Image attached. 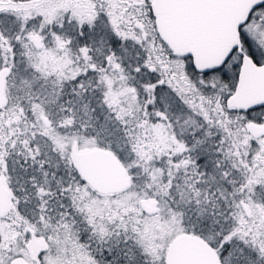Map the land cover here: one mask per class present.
Returning a JSON list of instances; mask_svg holds the SVG:
<instances>
[{"label":"snow or ice","instance_id":"snow-or-ice-1","mask_svg":"<svg viewBox=\"0 0 264 264\" xmlns=\"http://www.w3.org/2000/svg\"><path fill=\"white\" fill-rule=\"evenodd\" d=\"M0 264H264V0H0Z\"/></svg>","mask_w":264,"mask_h":264}]
</instances>
